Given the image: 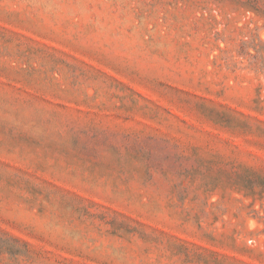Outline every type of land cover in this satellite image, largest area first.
I'll return each mask as SVG.
<instances>
[{
	"label": "rangeland",
	"instance_id": "obj_1",
	"mask_svg": "<svg viewBox=\"0 0 264 264\" xmlns=\"http://www.w3.org/2000/svg\"><path fill=\"white\" fill-rule=\"evenodd\" d=\"M0 264H264V0H0Z\"/></svg>",
	"mask_w": 264,
	"mask_h": 264
}]
</instances>
